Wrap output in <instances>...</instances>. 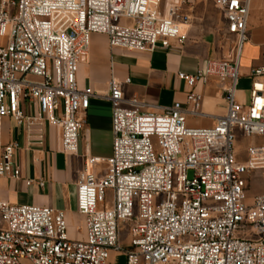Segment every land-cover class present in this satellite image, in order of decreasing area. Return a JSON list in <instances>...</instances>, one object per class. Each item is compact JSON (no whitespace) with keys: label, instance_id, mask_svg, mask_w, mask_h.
Segmentation results:
<instances>
[{"label":"built area","instance_id":"2783aa9c","mask_svg":"<svg viewBox=\"0 0 264 264\" xmlns=\"http://www.w3.org/2000/svg\"><path fill=\"white\" fill-rule=\"evenodd\" d=\"M212 1L234 45L196 75L178 76L191 88L218 79L227 111L197 128L188 116H204L202 94L154 111L125 95L131 79L115 76L113 57L105 94L77 80L93 34L106 35L111 51L184 44L192 21L183 7L196 0H0V179H22L20 145L3 142L6 117L30 145L44 144V124L57 127L62 153L76 156L90 101L104 98L113 131L112 155L85 157L79 175L81 238L69 236L63 211L12 204L0 189V264H109L113 251L126 264H264V191L250 202L245 193L246 175L264 170V142L248 148L246 161L235 151L236 129L264 139V65L249 76V103L237 100L252 0Z\"/></svg>","mask_w":264,"mask_h":264},{"label":"crops","instance_id":"0c3cea01","mask_svg":"<svg viewBox=\"0 0 264 264\" xmlns=\"http://www.w3.org/2000/svg\"><path fill=\"white\" fill-rule=\"evenodd\" d=\"M206 2V3H205ZM217 7L215 3L196 0L194 6L184 5L183 11L191 17V25L184 44L171 41V47L165 50L159 47L154 52L127 51L114 49L111 51L108 38L103 34H95L106 40L104 66L96 63L92 50L80 64L77 80L81 88L90 86L95 92L105 94L111 79V60L114 61L115 76L120 81L131 79L124 85L127 97L137 96L149 104L152 110L162 112L175 103L187 105L188 93L194 90L203 95L202 111L204 116L194 118L188 116L190 127H211L218 117L227 111L226 101L219 87V81L211 78L206 85L198 84L191 88L179 78V73L196 75L205 68L210 60H221L228 56L231 48L230 39L225 35L227 22L223 16L216 24L211 19L209 10ZM199 10L201 24H195L194 12ZM219 10V9H218ZM233 38V37H230ZM92 45V43H91ZM258 51L257 59L250 52L245 56V45L240 58L242 79H250L254 68L264 65V40L253 44ZM247 52V51H246ZM246 60V63L243 61ZM15 120L6 117L2 120L3 142H16L20 145L17 160L22 171V179H0V189L5 200L20 205H37L51 207L65 213L69 229H71L72 209L77 211V183L84 167L85 157L108 158L113 150L112 105L104 98H92L85 114V124L81 131L80 149L76 156H66L61 151V133L57 127L44 124V144L30 145L22 129L17 139L12 126ZM18 138H21L18 139ZM106 144L107 150L103 149ZM59 156H66L73 165H60ZM31 180L30 185L27 181ZM41 183L43 185L41 186ZM83 226H84V218ZM83 228V227H82ZM83 236V235H82Z\"/></svg>","mask_w":264,"mask_h":264},{"label":"rangeland","instance_id":"374dc122","mask_svg":"<svg viewBox=\"0 0 264 264\" xmlns=\"http://www.w3.org/2000/svg\"><path fill=\"white\" fill-rule=\"evenodd\" d=\"M207 2L212 3V0H205ZM206 3V2H205ZM214 3V2H213ZM199 10H196L194 12L195 17V24L199 25L201 24V14L199 13ZM209 13L211 15V19L215 20L214 29L217 28L216 22L221 18H223V14L220 10L216 9L215 7L211 8L209 10ZM220 19V20H221ZM221 22H223L221 20ZM223 30H225V27H221ZM95 35V34H93ZM91 38L92 43V57L95 59L96 63L99 64L101 67L104 66L105 58L104 54L106 51V40L99 36H93ZM248 41L244 44L245 45V56L252 53V57L254 59L258 58L256 56V49L253 46V44L259 43L264 40V0H252L251 5V12H250V19L248 24V31H247ZM230 43L233 46L234 44V38H230ZM247 51V52H246ZM246 63V60L243 61ZM251 79H240L238 82L237 87V100L243 104H248L250 101L251 96ZM13 133L16 136L15 139H17L18 134H20L19 131L20 128L16 125L12 126ZM235 136H236V145H235V151L237 157L241 161L247 160V150L253 145H260L263 144L264 139L260 137H251L248 138L245 136L244 133L239 131L238 129L235 130ZM21 140V138H18ZM105 144V143H104ZM104 150H107L106 144L103 146ZM58 162L60 165H67L68 163H71L73 165V161H70L68 157L66 156H59L57 157ZM194 173L192 171L189 172V178H193ZM246 180L248 183L247 189L245 190L247 202H250L255 196L261 194L264 191V170H256L252 171L249 175H246ZM15 205H20L18 203H14ZM33 205V204H32ZM108 206H111V203H109ZM76 213L75 208L72 209V215L71 219L69 220L71 223V229H69V236L71 238H81L83 235V219L82 217L78 216ZM129 222L123 221L121 222V236H120V243L123 247H129L131 244V238L129 237ZM80 231V232H79ZM127 257L123 253L119 252H111L109 264H126Z\"/></svg>","mask_w":264,"mask_h":264}]
</instances>
